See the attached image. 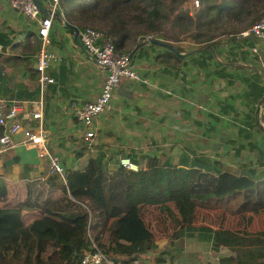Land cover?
Wrapping results in <instances>:
<instances>
[{
	"label": "crops",
	"instance_id": "0c3cea01",
	"mask_svg": "<svg viewBox=\"0 0 264 264\" xmlns=\"http://www.w3.org/2000/svg\"><path fill=\"white\" fill-rule=\"evenodd\" d=\"M38 3L46 9L45 0H38ZM45 9L41 10L42 15H45ZM63 21L62 17L54 15L49 33V47L60 59L48 69L54 82L47 85L41 112L42 126L49 139L44 145L33 143L34 147L15 141L12 147L1 152L0 180L44 178L47 175L44 146L59 158L64 168H80L89 155L101 154L103 165L111 169L123 153L137 152L140 143L137 136L143 137L155 130L162 131L161 135L165 136L177 135L179 155L182 151L192 153L206 149L207 136L220 131L227 133L229 128H234L241 136L237 145L239 151L257 152L255 157L250 154L247 160H234L230 164L226 162V165L235 166L236 161L239 164L250 161L264 170V73L249 55V42L239 37H218L216 53L204 68L196 63L195 59L200 57L196 45L188 41L184 43V37L176 42L177 51L187 54L179 56L181 59L177 67L170 65V60L162 65L153 61V56L164 52L165 47L155 49L149 46L151 43H142L150 54L134 55L133 67L151 83L144 85L122 80L117 86L112 109L97 119L96 133L86 147L75 125L71 103L93 99L100 88L104 70L97 66L93 56L84 50L78 37H74L72 29ZM35 22L12 9L7 0H0V98L28 103L18 112V117L23 124L31 126L35 122L30 120L28 113L31 102L39 96L34 70ZM1 48H4L3 51ZM114 99L119 101L118 105H115ZM203 111L211 119L208 123L202 122ZM128 136L132 143L128 144ZM229 143H232L230 139L224 141L226 146ZM79 150L82 153L77 155ZM177 157L171 160L176 162ZM175 199L185 203L178 211L191 207L189 214L179 217L182 226L187 229L186 233L181 231L180 237L172 242H181L178 248L182 247L191 256L185 261L190 264H264V245H220L215 248L208 238L211 233L206 229L219 227L233 232L264 233V207L236 214L224 212L222 218L214 220L212 214H206L208 212L187 202L182 196L165 201ZM192 225L195 228L189 229ZM189 239L193 240L186 244ZM154 243L158 251L159 247L165 249L171 242L156 239ZM155 249L133 260L132 264H158L151 259L146 260L155 255Z\"/></svg>",
	"mask_w": 264,
	"mask_h": 264
},
{
	"label": "trees",
	"instance_id": "16d2710c",
	"mask_svg": "<svg viewBox=\"0 0 264 264\" xmlns=\"http://www.w3.org/2000/svg\"><path fill=\"white\" fill-rule=\"evenodd\" d=\"M184 1L61 0L60 8L66 23L77 30L100 31L115 51L130 54V60L150 54L139 41L145 34L173 43L176 50L174 42L187 38L199 50L195 60L202 68L215 55L218 37L233 38L264 15V0H198L192 13L184 9ZM164 51L153 56L155 62L162 65L170 60L177 67L180 57L167 48ZM122 156L138 168L116 163L108 169L98 154L89 155L80 168H65L63 180L57 173L0 180V264H79L95 248L122 255L121 264H132L155 248L144 224H148L149 208L142 206L141 215L139 211L144 200L182 196L197 208L219 211L216 219L224 212L264 207V170L250 161L233 171L198 152H181L176 162L146 155L143 165L134 153ZM61 224L70 227L67 234H62ZM206 229L215 248L264 245L263 232Z\"/></svg>",
	"mask_w": 264,
	"mask_h": 264
},
{
	"label": "built area",
	"instance_id": "2783aa9c",
	"mask_svg": "<svg viewBox=\"0 0 264 264\" xmlns=\"http://www.w3.org/2000/svg\"><path fill=\"white\" fill-rule=\"evenodd\" d=\"M45 1L47 12L42 15L40 4L38 5L35 0H7L12 9L21 12L25 18L36 21L37 39L34 53V70L39 96L31 102L32 105L28 113L30 120L35 122L32 126L23 124L18 117V112L22 107L29 105L28 103L0 98V153L12 147L15 141L23 146L31 143L44 145L49 139L42 126L41 112L44 107V94L47 85L54 82V79L48 73V69L53 62L60 61L59 57L49 47V33L52 17L55 13L62 17V12L60 8L61 0ZM192 2L193 7L198 6V0H192ZM77 36L84 49L93 56L97 66L104 70L97 95L91 100L73 101L71 103V113L75 125L79 129L83 142L88 147L97 130L96 121L101 115L112 109L113 98L122 79L146 84L148 81L134 69L129 54L115 51L110 39L100 31L86 27L77 30ZM235 37L243 38L245 42H249V55L264 73V15L253 21L248 28L240 31ZM151 38H153L152 35L145 34L139 37V41L147 44ZM164 92L168 93L167 90H164ZM15 136L18 137L17 140L14 139ZM44 155L46 158V173H57L63 180L65 168L59 158L50 153L45 146ZM116 163L127 169L136 170L138 168V165L126 156L118 157ZM121 258H123L122 255H108L95 248L92 252L83 255L79 264H121Z\"/></svg>",
	"mask_w": 264,
	"mask_h": 264
},
{
	"label": "rangeland",
	"instance_id": "374dc122",
	"mask_svg": "<svg viewBox=\"0 0 264 264\" xmlns=\"http://www.w3.org/2000/svg\"><path fill=\"white\" fill-rule=\"evenodd\" d=\"M191 1L192 0H185L183 4L184 9H186L188 13L194 12L193 2L191 3ZM180 39L181 38H179V40ZM184 40H185L184 43L188 41L187 38H184ZM174 44L176 45L175 42ZM153 47L156 49L161 46L153 45ZM214 49L216 50L217 47L214 46ZM169 55L173 57L171 54ZM178 59L180 60L181 58H178ZM131 64L133 65V60H131ZM122 80H126V79H122ZM149 83L151 82L148 81L147 84L146 83H141V84L149 85ZM114 103L115 105H118L119 101L114 99ZM207 116H208V113H204L203 111L202 116H201L203 123H208L211 120L207 118ZM159 126H161L160 122H159ZM262 128L264 130V122L262 123ZM204 130H205V126L203 128V132ZM161 133L162 131L160 132L159 130L156 132L155 130V131H152L151 133H147L143 137L137 136L140 139V143L138 147L136 148L137 152H135V150L133 149L131 150L135 152L134 155L137 156L141 164L145 162L146 155L157 156L160 161L164 160L166 157L175 159L176 156H178L177 154L179 151L177 150V147H176L177 146V135L165 136L163 134L161 135ZM254 136L257 137L256 135ZM128 138H129L128 144L132 143L133 141H131L132 139H130V136H128ZM206 138L208 140H206L205 143L208 145V148L203 149L199 151L198 153H204L208 155L210 159L216 158L220 161L222 160L223 166L233 171H237L238 166H239V163H237L238 161H236L235 166L226 165V162L230 164V162H234V160H241V159L247 160V158H250V156L248 155L253 154L252 156L255 157L254 155H256V152H257L256 150L251 153H249V151H239V148L237 145H238V141L241 140V136H238V133L236 132L234 128H229V132L227 133L226 131H220L219 133L214 132L210 134L209 136H207ZM226 139H230L232 143H229L226 146L224 144V141ZM25 146L34 147L35 145L31 143ZM174 148L175 150H173ZM256 160H255V163H256ZM248 163L249 161L245 162V164H248ZM255 166L258 167V164ZM260 167L262 168V166ZM22 178L23 177H21L20 179ZM144 204L147 205V207L149 208V216H148V221H147L148 224L146 223L145 224L149 226L147 228L151 231L153 239L154 240L163 239L164 242H167L168 240H170L171 242L169 246L167 245L165 246V249L162 248V246L159 247L160 249H158V251H157L158 247L156 249L154 248L155 255H153L152 258H147L146 260L151 259L155 261L154 263H158V264H184V262H186L187 264H190L189 261H185V260L187 257H191V256L187 254L186 251H183L182 247L178 248V246H181V242L178 241L175 244H173L172 242H173V239H178L180 237L179 234L181 231L182 233H186L184 231H187V229H185L182 226L183 224L179 220V217H183L185 214H189L191 207L189 206L188 208L186 207L185 210L178 211L177 209H181V206L185 204L180 199H175L170 202L169 201L153 202V201L146 200V201H143L142 204L139 203L140 215L143 212L142 206H144ZM170 209L171 211H169ZM202 210L208 212L206 214H212L214 216V220L217 218V214L219 213V211H214V210H210V211H208L207 209H202ZM227 214H236V213H227ZM59 228L63 230L62 231L63 235L67 234L68 230L70 229L69 226L66 227V224H61ZM192 240L193 239L187 240L186 244H189ZM138 264H142V263L139 262Z\"/></svg>",
	"mask_w": 264,
	"mask_h": 264
},
{
	"label": "water",
	"instance_id": "95a60500",
	"mask_svg": "<svg viewBox=\"0 0 264 264\" xmlns=\"http://www.w3.org/2000/svg\"><path fill=\"white\" fill-rule=\"evenodd\" d=\"M36 3H38V0H35ZM39 5V3H38ZM40 9L41 10H44L45 8L40 6ZM45 11L47 12V9H45ZM63 23L65 24V26L69 27L72 29V31L74 32V37L77 38V28L75 26H72L70 25L69 23H66L65 21H63ZM78 39V38H77ZM78 42L80 43V41L78 40ZM143 44H145L144 42H141ZM149 43H152V44H156V45H159V46H162V47H165L167 49H169L170 51H173L175 54H177L178 56L182 57L183 55H186L187 53H180L178 52L172 44H170L169 42H165V41H162V40H159V39H156V38H151ZM83 47V46H82ZM84 48V47H83ZM4 48H1V50L3 51ZM85 50V49H84ZM129 57H130V54H129Z\"/></svg>",
	"mask_w": 264,
	"mask_h": 264
},
{
	"label": "clouds",
	"instance_id": "9594fccd",
	"mask_svg": "<svg viewBox=\"0 0 264 264\" xmlns=\"http://www.w3.org/2000/svg\"><path fill=\"white\" fill-rule=\"evenodd\" d=\"M197 7H198V6H197ZM77 37H78V36H77ZM78 40H79V39H78ZM80 44H81V43H80ZM147 44H149V43H147ZM147 44H146V45H147Z\"/></svg>",
	"mask_w": 264,
	"mask_h": 264
}]
</instances>
